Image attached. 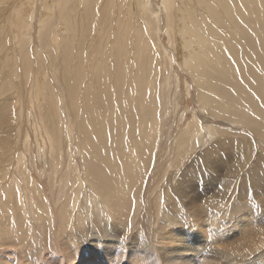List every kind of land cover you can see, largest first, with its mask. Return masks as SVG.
Returning <instances> with one entry per match:
<instances>
[{
	"label": "bare ground",
	"instance_id": "bare-ground-1",
	"mask_svg": "<svg viewBox=\"0 0 264 264\" xmlns=\"http://www.w3.org/2000/svg\"><path fill=\"white\" fill-rule=\"evenodd\" d=\"M139 1L141 4L142 0ZM164 1V4L167 5L169 10V25L172 27V22L174 21V19L172 20V18H174V0ZM199 1L200 0H198V2ZM207 1L212 5L208 7V11L206 9L197 11L196 15L193 17L194 23L188 27V30L186 26H184L183 29L180 27V34H182V37L181 35L180 37L178 36L181 42L180 55L183 57V64L186 70L191 74L194 84L199 87L197 100L202 103L201 107L203 112L206 113L205 117L209 119V121H206V124L205 120L195 119L197 118L196 116H193V121L189 122L178 114L179 110L176 108L175 99L178 94V82L176 79L172 81L170 77H167L168 74L173 75L171 72L172 63L169 62L167 51L163 49L161 54H156L157 51L141 40L142 27L139 26L133 34V37L136 36L135 39H132V36H130L128 40L119 42L121 37L126 34V30L115 33L114 43L112 44L115 54L106 57V70L99 74L98 71H96L95 73L97 74L93 80V108L98 109L103 115H107L111 119L115 117L116 126L100 127L92 136L91 144L86 143L85 146L73 138L72 132L68 131L70 127L68 120L65 122V131L62 133L64 136H61V138L65 137L66 141L64 144L63 140L62 142L58 140L59 135L54 133L57 141L51 149H53L54 152L58 151L63 155H68L72 168L76 170L80 176L77 180H80V182H88L87 178L89 177L90 179L92 178L90 180L92 185L97 186V188H93L94 186L90 187V185L86 184L80 187L81 191L79 192L81 193L76 199L82 196H85L86 200L94 199L97 203L98 211H105L104 208L107 209V207L103 205V197L99 196L95 191L101 190L106 184H108V189L106 194H104L107 197V201L117 206H124L126 209L131 208V201L124 197V193L120 192L124 191L126 188L130 190L131 186L136 187L142 185L144 187V184L146 185L144 181L140 180L141 176L139 175V171L135 168L136 160L133 158L135 161L132 163L133 159H131V156H138L139 152L143 153L144 155L142 156L140 154L141 156L138 157L139 160L137 159L139 163L143 165L149 160L146 159L148 158L147 156H149L150 159L157 160L156 148L151 150V146L154 144H156V147L158 144L161 145V147L162 144L167 145L168 142H170L168 137L171 136L170 134H173L170 138L174 140L169 144L172 146V149L177 147L178 150L176 151H178V154L175 155L174 152V155L180 158L179 163L177 160L175 162L179 165L177 169L179 176H173L167 184L163 183L164 191L162 194L168 197L167 199H161L163 207L160 210L158 209L157 213L153 212L149 207L150 202L155 201V203H158L156 196V200H152V196L154 195L153 191L148 190V192L144 193L140 191V193L132 195V199L136 201L138 208L141 206V202L138 203L137 198L146 200V202L144 201L146 205L144 213H140L141 210L139 211V209L141 207L139 209L137 208L139 213H133V219L136 220L138 214H143L142 220H138V222L135 221L133 224L134 230L131 229V227L121 228L120 226L122 225L116 223L117 227L118 225L120 227L118 228V232L115 231V233H111V238H109V236L106 238L105 235L100 238L96 237L94 229L90 227L85 229V232H88L85 236L77 239L79 242L75 243V241H73L74 243H71L68 242V240L66 241L65 238L64 241L58 242L60 240V231L53 228L52 230H54L57 239L53 238L52 243L55 244L54 246H56V251L58 253L55 254L54 247L52 249L48 246L42 253L40 252V254L45 255V253H48L50 256H53L54 264H59L60 262L75 264V261L79 262V264L83 262H86V264H96L94 263L95 260H100L102 263L103 256L100 257V255H97L99 248L102 249V255H104L103 250H105L109 256L108 258L111 260L114 253V251L110 250L111 247L116 248L117 246H122V249L126 250L142 246V243L145 241L143 242L144 239L137 235V233H139L138 227L150 233L152 244L150 243L149 245L156 250L160 261L163 259L169 260L170 258L179 259L184 257L181 255L188 254L197 255L199 257L204 251L208 253L206 260L214 264H250L253 261H259V259L264 258V228H262L264 227V213L262 219L258 217V213L253 214L252 212L242 217L243 215L241 216V214L238 213L239 210L236 208L242 204L240 202L244 201L240 197L252 196L253 191L256 192L252 196L255 197L254 201L257 202L260 199L264 202V0ZM128 4L131 3L128 1ZM186 10H188V8H186ZM211 11H215V14L211 13L212 19L209 17V12ZM115 14L121 13L115 10ZM150 21L156 24V27L152 28V30L155 37L158 38L161 29L160 20L150 16ZM150 21L149 23L152 27ZM177 32H179V28ZM124 55L128 57L132 55L135 57L134 63H130L129 60L125 61ZM119 56L122 58L123 62ZM157 58L159 60H166L167 62V67L163 71L157 68ZM82 80H84L83 77ZM100 88H108L109 94L99 92ZM115 96L119 98L118 101L115 99ZM14 100H16V98L8 97L7 104L0 105V116L3 109ZM1 103L2 100H0V104ZM28 106H30L31 110L36 109L34 101H31V104H28ZM175 111L177 115L180 116V121L178 122L179 125H176L177 129L174 131L173 121L175 120L172 119L175 118L171 117ZM210 116L220 119L223 118L225 122L221 123L219 127L214 126L215 118H208ZM2 120L3 118L0 119V126L4 123ZM231 124L232 126L242 124L249 130H237L229 127ZM141 126L143 128L134 131ZM163 128H165L166 131ZM170 128H172L171 132L168 130ZM235 131H240V133ZM165 133L169 135L167 136ZM7 134L5 131L3 132V128L1 127L0 185L5 181L8 173L19 164L17 160L22 158L23 164L26 163L28 166L26 169L27 172H24L25 166L21 167L19 171H16L19 172V174L16 173V179H13L15 177L13 175L14 177L12 179L15 181L14 184L9 186L3 184L0 186V204H3V201H8V198L12 197L11 195L16 196L13 201L11 200L10 205L0 206V215L5 212V209H12L10 216L7 213L6 215L13 218V222L16 225L15 227L11 226L12 224H9L10 220L0 221V264H45L47 256L46 258H4L2 254L5 252L4 247V249L1 250L5 243V238L9 237L6 235L14 236L15 228L19 225V209H24L22 214L24 216L27 215L25 218H28L30 221L31 219L37 221L38 215L43 219L42 215L44 211H52L48 206L45 207L43 211L40 210V208L38 210L37 207L34 208L35 212L30 209L31 206L29 202L35 201V199L32 197L31 193L33 190L32 183L34 181L31 170L34 168H30L29 163L33 165L34 163L31 162L32 160H29L30 162L28 161L29 155H24V151L31 152V148L25 143L19 144L15 138H6ZM174 135L175 138H173ZM206 137L212 140L210 146L205 150H201L199 157L192 160L196 152L201 149L202 140ZM193 141H195L194 145L196 144V148L191 152V144ZM175 143L176 147L173 146ZM161 147L158 149L161 150ZM118 148L122 150V154H117ZM246 148H248L246 151L247 154L244 152ZM45 150L46 148L43 144L41 147L37 144L32 154L42 156ZM236 150L239 151L241 156L231 161L230 165L228 167L226 165L225 168V160L220 159L219 154L222 152L228 153L225 157L227 158V156ZM242 151L243 153H241ZM128 153H131V155L129 156ZM162 158L164 157L160 158L162 163H164ZM155 160H150L151 168L148 165L150 161L146 164L148 165L147 168L146 165L144 167L140 164V166L144 168L142 171L145 170L149 172L150 170L152 176L161 174L165 169L161 164L163 170L160 163ZM153 162H156L154 168ZM182 163L186 166L181 168ZM168 164H170V166L166 168V170L172 167V169L175 170V166L177 167L174 163H172L173 165L170 162ZM85 165L89 167L87 171L88 177L85 173L86 170L83 171V166ZM119 166H123V168ZM65 167H67V164H65ZM169 171L171 170L169 169L168 173H170ZM120 173L124 175L128 173L129 178H134V183L131 185L126 183L122 186L120 184V179L124 176H116V174L118 175ZM163 173L162 176L166 175L165 173L167 172L164 171ZM205 173L211 176L217 173L219 177L222 176L224 178L225 182L222 181L223 183L218 189L221 193L218 199L223 201L226 200L225 203L220 205L222 208L228 207L231 203L230 199H232L230 197H233V193L238 191L237 200L235 199L236 202H234L235 205L231 203L233 206L230 205V210L221 212L225 214L223 217L224 222L217 221L215 215H208L210 217L204 226L208 228L211 226L216 227L217 229L215 230H204V228L201 227L203 224L201 220L204 218L203 214L205 212L203 210L208 212L213 211L212 214L214 213L215 209L218 208V200L214 198L209 199L208 197L203 202L205 204L201 207L197 206V208L194 204L193 208H190L189 204H184L188 202L187 199L189 196L186 194V191L188 190V183H191L190 180L200 178ZM207 174L205 176H207ZM227 174L229 175L226 176ZM92 175H94L95 178H93ZM136 175L139 177H136ZM210 179H213V177H210ZM215 180L216 178L214 177L213 181ZM174 182L177 184L176 187ZM184 183L186 184L183 190ZM38 184L40 183L38 182ZM148 184H150V181ZM98 185L101 186L98 187ZM158 185H160V183H158ZM152 186H154V184H152ZM164 186H166L167 189L164 188ZM168 188H170L171 196L168 194ZM212 188L209 186L208 190L212 192ZM247 189H249L250 192L247 191ZM4 190H6L5 193H3ZM109 193L110 195H108ZM43 194L44 193L41 191L40 196H38L39 201H43ZM172 195H174L180 205L179 208L182 211L181 217H175L168 213L166 207L173 204ZM3 198L5 200H3ZM238 200L240 201L238 202ZM77 203V201L74 202V208L71 210L72 213L69 218H67L68 222L66 226H69L71 230L76 227L74 214ZM262 205L264 206V204ZM260 206L254 208L255 211L256 209L259 210V208H261ZM62 208L63 207H60L52 212L56 214V219L63 223L64 219L67 217L65 213L67 210L64 211L61 218H59L58 212ZM120 208L121 207H117L116 209ZM239 208H241V206ZM114 212L120 214V211ZM191 216L193 218H191ZM115 218L116 217L113 216V221ZM190 218L192 220H190ZM46 219L50 226L56 229L60 228L56 219H53L51 216L46 217ZM101 221L103 220L101 219ZM129 222L131 223L130 220ZM6 227H10L11 231L5 232ZM197 227H200L201 230H198L199 228L197 229ZM111 228L109 230H111ZM121 229L126 232L132 231L133 233L128 232L127 234L120 231ZM39 234L41 236L42 232H39ZM140 235H142V233ZM32 236L34 237V235ZM39 243L41 244V242ZM83 244L89 246L83 249ZM80 246L81 249H78ZM13 249L17 252L15 248ZM40 249L39 247H35L36 251ZM64 249L65 251L63 252ZM80 250L86 254L90 253V255H92L91 258L89 257L84 260L80 254ZM143 250L148 251L145 247L142 248V251ZM134 251H136V249ZM66 252L67 254H65ZM59 253L60 255L56 256ZM5 254L6 252L4 255ZM94 254L99 258L97 259V256L95 257ZM241 255L243 258H241ZM155 257L157 258V256ZM139 264L142 263L140 262ZM205 264L209 263L206 262Z\"/></svg>",
	"mask_w": 264,
	"mask_h": 264
},
{
	"label": "rangeland",
	"instance_id": "rangeland-1",
	"mask_svg": "<svg viewBox=\"0 0 264 264\" xmlns=\"http://www.w3.org/2000/svg\"><path fill=\"white\" fill-rule=\"evenodd\" d=\"M128 1L131 4H128ZM164 3V0H142L141 4L139 0H0V100H2V103L0 105H6L8 97L16 98V100L11 101L10 104L5 109H3L0 119L3 118L2 121H4V123L2 124V126H0V129L2 127L3 132L5 131L6 134H9H7L6 138H15L19 144L25 143L31 148V152L24 151V155H29L28 161L32 160L31 162L34 163V165L29 163V167L34 168L33 170H31V173H33L32 178L34 180L32 183L33 190L31 191V193L36 202H29V205L31 206L30 209L35 212L34 208L37 207L38 210L40 208V210L43 211L45 207L48 206L49 209H52V211H54L59 209L60 207H63L58 212L59 218H61L64 211L67 210L65 212L67 217L62 223L56 219V214L49 210L43 212V219H41L38 215L37 221L32 219L30 221L28 220V218H25L27 215L24 216L22 214L24 209H19V227L17 226V228H15L13 234L14 236L6 235L9 237H6V240L4 239V245L1 244L3 245L1 250L5 248V252L7 254L4 255L5 252L2 253L4 258H46L47 256V258L45 259V264H54L53 256H50L48 253H45V255L40 254V252L42 253V251H44L48 246H50L52 249L54 247L55 254L58 253L56 251V246H54L55 244L52 243L53 238L57 239L54 230H52L53 228L57 231H60V240L58 242H62L66 239V241L68 240V242L71 243H74L73 241H75V243L79 242L77 239L85 236L88 233L85 232V229L90 227L94 229L96 237L100 238L104 237V235L106 238L107 236L111 238V233H115V231L118 232V228L120 227H131V229L134 230L133 224L135 223V221H141L143 218V214H138V218L136 220L133 219V213H139L140 210V213H144L146 206L145 199L137 198V202H141V206H139V208L141 207L140 209L138 208L136 201L132 199V195H136L137 193H140V191H142L143 193L148 192V190L154 192L152 200H156L157 198L158 203H155V201L150 202L149 207L153 212L157 213L158 209L160 210L163 207V204H161V199H167L168 197L162 194L164 191L163 183L167 184L173 176L178 175L177 169L179 165L175 162L176 160L178 163L180 161V158H177L178 156H175L176 154H178V151H176L178 150L176 147V143L173 145L174 147H176L175 149H172V146L169 144L174 140L170 138L171 136H173V134H170L171 136L168 137L170 142H168L167 145H163L161 143L162 147L159 144L157 145V147L156 144L151 146V150H154L156 148L155 150L157 151V160L150 159L149 156H147L148 158H146L149 159L147 160L148 162L150 160H155L156 162L158 161V163H160V166L162 164L165 170L162 168V166L161 168L167 173L170 169V173H165L167 176H162V173L164 171H162L161 174H157V177L152 176L150 170L149 172L145 170L142 171V169H144L142 166L145 167V165L148 164L147 162L143 165L138 161V157L141 155L143 156V153L137 152V157L134 155L131 156V159L134 158L136 160L135 168H137V170L139 171V175L141 176L140 180L144 181L147 186L145 184L144 187L142 185H138L136 187L131 186L130 190L126 188L124 191L120 192L124 193V197L131 201V208L128 209L124 208V206L122 207L117 206L113 203L111 204L107 201V197L105 194L108 189V184H106L104 188H101V190L95 191L99 196L103 197V205L107 207V209L104 208L105 211H98L97 203L94 201V199L86 200L85 196L76 199V197L81 193L79 192L81 191L80 187L87 184L90 185V187L94 186L93 188H97L96 185H92V182L90 181L92 178L90 179L88 177L87 171L89 167H87L86 165L83 166V171L86 170L85 173L88 177V182H80V180H77V178H80V176L78 172L72 168L71 162L68 159V155H63L58 151L54 152V150L51 148L57 141L54 133L59 135L58 140L60 142H62L63 140L64 144V142L66 141L65 137L61 138V136H64L62 135V133H64L65 131L66 120H68V124L70 125L68 131L72 132L73 138H75L80 144H84V146L86 143L91 144L92 136L98 129H100V127L116 126L115 117L111 119L109 116L103 115L98 109L93 108V80L97 74L95 73L96 71H98L99 74L106 70V57L109 55L113 56L115 54V51L112 47V44L114 43L115 33L126 30V34L121 37L119 42L128 40L130 36H132V39H135L136 36L133 37V34L139 26L142 27L141 40H143L144 43L150 45L151 48L157 51L156 54H161V51L163 49L167 51L169 62L172 63L171 72L173 74H168L167 77H170L172 81H175L176 79L178 82V94L175 97L176 108H178L179 110L178 114L184 117V119L188 120L189 122L193 121V116L197 117L195 119L205 120V124L206 121H209V119L205 117L206 113L202 110V103L197 100L199 87L194 84L191 74L186 70V67L183 64V57L180 55L181 42L179 40V37L180 35L182 37V34H180V27L183 29L184 26H186L188 30V27L194 23L193 17L196 15V12L201 9H206L208 11V7H211L212 5L207 0H200L199 2L198 0H174V18H172V20L174 19V21L172 22L171 27L169 25L168 18L169 10L167 8V5H165ZM186 8H188V10H186ZM115 10L119 11L121 14H115ZM211 13L215 14V11L209 12L210 19H212ZM150 16H153L154 19L157 18L158 20H160L161 29L160 36L158 38H156L153 34L152 28H155L156 24L150 21ZM149 21L152 23V27ZM223 21L225 22L224 19ZM178 28L179 32H177ZM123 57L125 61L129 60L130 63H134L135 61V57H133L132 55H130L129 57L127 55H124ZM119 58L122 60L120 56ZM156 60L157 68L160 69V71H163L167 67L166 60H159L158 58ZM82 77L84 78V80H82ZM99 92L109 94L108 88H100ZM115 99L117 101L119 100V98H117L116 96ZM31 101L35 102L36 109L34 110H31L30 106H28V104H31ZM179 115H177V112L175 111V113H173L171 117L175 118L172 119L175 120L173 121L174 131L177 129L176 125H179ZM208 118H215L214 126L217 127L221 126V123L225 122L223 118L220 119L213 116H210ZM134 120L138 121L136 119ZM229 127L235 128L237 130L248 129L242 124L234 126H232L231 124V126ZM7 128L9 132L7 131ZM141 128L143 127L141 126L134 131H138ZM172 128L168 130L171 132ZM163 129L166 131L165 128ZM235 132L240 133V131ZM166 135L168 136L169 134L167 133ZM173 138H175V135ZM211 141L212 140H210L209 137L204 138L201 143V149L196 152V155L192 158V160L198 158L201 150H205L207 147H209ZM41 143L46 148L44 154L42 156L32 154L34 151V147L37 144H39V147H41ZM194 143L195 141H193L191 144V152L196 148V144L194 145ZM159 147H161L162 149L159 150ZM247 149L248 148L244 150L246 154ZM233 153L227 156V158L225 157L228 153L226 154L222 152L219 154V158L225 160V168L226 165L227 167L230 165L231 161L241 156L238 150ZM241 153H243V151ZM117 154H122V150L120 148H118ZM128 154L129 156L131 155V153ZM128 154L127 157L129 159ZM161 157H164L162 158L164 163H162L160 159ZM21 159L22 158H20V160H17L19 162V164L16 165L17 169L14 167V169L8 173L5 181H3L0 186H2L3 184L5 186L14 184L15 181L13 179H16V175L19 174V172L16 171H19L21 167L25 166L24 172L26 171L28 165L26 163L23 164V161ZM134 159L132 160V163H134ZM151 161L148 164L150 168ZM168 161L171 164L174 163L175 165H177V167L175 166L174 168L175 170L172 169L173 167L166 170V168L170 166V164H168ZM156 162H153V168L156 165ZM65 164H67V167H65ZM138 164L139 166L140 164L142 166L139 167ZM148 165H146V168L148 167ZM185 166L186 165H184L183 163L181 164V168ZM119 167L123 168V166ZM206 174L207 173H205L200 178L196 177L197 179L195 180H190L191 183H188L189 188L187 185L188 190L186 189V194H188L189 196H187L188 202L186 201L187 203L184 204H189L190 208H193L195 205L197 208V206H203L205 204L203 202L208 197L209 199L214 198L215 200H218V208L215 209L214 213L212 214L213 211L208 212L206 210H203L205 212V215L203 214L204 218H202L201 220V223H203L201 227H203L204 230H215L217 229L216 227L211 226L210 228H208L204 226V224H206L208 218L210 217L208 215H215L217 217V221L224 222L223 217L225 214L221 212H226L227 210H230L231 206L235 205L234 202H236L237 200L238 191L233 193V197H230L232 198L230 200L233 205H231L230 203L228 207L222 208L220 205L225 203L226 200L223 201L218 199V197L221 195L218 189L221 187L222 183L225 182L224 178L222 176L219 177V174L217 173H214V175L212 176L209 174L205 176ZM228 175L229 174H227L226 176ZM116 176H124L122 179H120V184L122 186L126 183L130 185L134 183V178H129L128 173L125 175L123 173H120L118 175L116 174ZM92 177L95 178L94 175H92ZM136 177L139 176L136 175ZM207 177L209 180L207 179ZM210 177H213V179L215 177L216 180L213 181V179H210ZM7 179L9 182L7 181ZM149 181L150 184H148ZM38 182L40 184H38ZM151 182L152 184H154V186H152ZM158 183H160V185H158ZM185 184L186 183L183 184V190ZM174 185L176 187V182H174ZM100 186L98 185V187ZM209 186L211 188L213 187L212 192L208 190ZM155 188L157 191L155 190ZM164 188L167 189L166 186H164ZM249 189H247V191L250 192ZM5 191L6 190H4L3 193H5ZM41 191L44 193L43 201H39L38 197L40 196ZM188 192H190L191 195ZM253 192L252 196L256 193L255 191ZM168 194L169 196H171L170 188H168ZM108 195H110V193ZM11 196L12 197L8 198V201H3V204H0V206L10 205L11 200L13 201L16 197L14 195ZM172 196L173 204L169 207H166L168 209V213L175 217H181L182 211L179 208L180 205L174 195ZM252 196L240 197L244 201L240 202L242 203L240 204L241 208H239L240 206L236 207L240 211H238V213L241 214V216L243 215L242 217L251 212L253 214L258 213V217L262 219V215L264 213V206L262 204H264V202L260 199L255 202V197ZM3 200L5 199L3 198ZM76 201L78 202L76 204L77 206L74 214L76 227L75 229L72 228L71 230L69 226H66V223L68 222L67 218H69L70 214L72 213L71 210L74 208V202ZM239 201L240 200H238V202ZM259 203L261 206L259 205ZM259 206L261 207L259 208L260 211L258 209H256L255 211L254 208H258ZM117 207L121 208L116 209ZM137 208L139 209V211L137 210ZM11 210L12 209H5V212L0 215V221L3 222L6 220H10L9 224H12L11 226L15 227L16 225L13 222V218L9 217ZM114 211H120V214H116ZM6 213L9 216H7ZM48 216L56 219L58 225L60 226L59 229L50 226L49 222H47L46 219V217ZM113 216L116 217L114 221L112 219ZM121 218L124 220H122ZM191 218L193 217L191 216ZM191 218L190 220H192ZM44 219L46 222L44 221ZM101 219L103 221H101ZM129 220L131 221V223L129 222ZM116 223L121 224L122 226L119 227L118 225L117 227ZM114 227L117 228L115 229ZM110 228L111 230H109ZM197 229L201 230L200 227H197ZM10 231V227L5 228V232ZM120 231L127 234L128 232L133 233L132 231L126 232L123 229H121ZM138 231L139 233H137V235L144 239L143 242L145 241L144 243H142V246L126 250H123L122 246H117L116 248L111 247L110 250L114 251L111 260L108 258L109 256L107 255L105 250H103L104 255H102V249L99 248L97 255H100V257L103 256V262L101 263L100 260H95L94 263L139 264L141 262L142 264H158L160 262L159 264H205L207 262L209 264H214L206 260V257L208 256L207 251L202 252L201 256L199 257L197 255L188 254L181 255L184 257H181L179 259L170 258L169 260L163 259L162 261H160L156 250L151 248L152 246L149 245L150 243L152 244L150 233L143 228L140 229L139 227ZM39 232H42L41 236ZM141 233L142 235H140ZM32 235H34V237ZM39 242H41V244ZM88 246L89 245L83 244L82 248L86 249ZM35 247H39L41 249L36 251ZM143 247H145L148 251H142ZM13 248H15L17 252H15ZM78 249H81V246ZM135 249L136 251H134ZM64 251L65 249L63 250V252ZM65 254H67V252ZM80 254L84 260L89 257L91 258L92 256L90 255V253L86 254L85 252H82V250H80ZM59 255L60 253L56 256ZM97 255L94 254L95 257ZM155 256H157V258ZM98 258L99 257L97 256V259ZM241 258H243L242 255ZM59 264L71 263L60 262ZM75 264H79V262L75 261ZM81 264H86V262H83ZM250 264H264V258L259 259V261H253Z\"/></svg>",
	"mask_w": 264,
	"mask_h": 264
}]
</instances>
